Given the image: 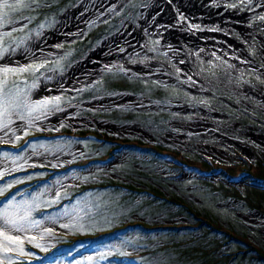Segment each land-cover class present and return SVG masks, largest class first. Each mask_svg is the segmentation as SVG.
Here are the masks:
<instances>
[{"label": "rangeland", "instance_id": "rangeland-1", "mask_svg": "<svg viewBox=\"0 0 264 264\" xmlns=\"http://www.w3.org/2000/svg\"><path fill=\"white\" fill-rule=\"evenodd\" d=\"M68 1L8 0L13 4L0 7V232H3L0 264L25 262L21 254L27 249L33 250L30 243L49 250L60 247L62 242L52 233H69L77 222L78 228L116 226L118 218L112 221V215L108 214L118 203L112 197L130 193L128 197H121L119 203L124 200L120 203L124 211H133L142 197H148L147 192L137 191L136 188H141L138 183L160 182L167 174L179 172L177 177L160 182L162 186L158 187L163 192H167L164 185H169V189L177 190L185 199L197 202L199 196L207 197V191L197 190L198 184L192 181L194 177L213 182L221 180L241 192L246 186L264 189V169L255 156L257 152L245 145L256 143L264 158V131L247 123L242 114L222 101L226 99L245 111L256 113L258 109L264 114V0H213V8L217 10L221 6L231 16L222 26L210 27L190 22L171 3L178 19L185 20L189 29L212 31L216 35L212 39H200L199 49L190 50L176 60L158 36L146 34L152 54H134L127 58L122 55L104 66L101 59L89 66L83 60L109 38L122 33L127 25L138 26L143 20V11L154 0H76L62 10ZM55 4L51 16L56 18L51 23L48 18L32 23L25 12L28 6ZM14 14L18 17L11 19ZM63 19L77 20L79 27L71 33L56 32ZM31 48L36 50L31 52ZM24 54L25 57L20 56ZM4 68L16 71L5 73ZM73 70L85 73L86 81L74 89L65 84L56 91L38 92L42 82L53 83L60 75L68 76ZM134 79L167 83L175 89L161 93L152 83L142 84ZM58 109L64 111L52 113ZM55 114L58 120L54 123L38 122L39 117L46 120ZM135 139L141 143L130 142ZM152 142L164 146L154 151L163 153L156 159L178 163L179 158L168 149H175L176 153L196 150L202 159L212 163L214 170L196 173L192 166L179 164L170 170L171 167L150 159L153 150L142 144ZM114 143L116 148L108 157ZM117 165L121 168H116ZM261 165L264 166V161ZM126 174L129 179L124 177ZM106 177L121 179L120 183L113 181L117 184L112 190L118 191L124 186L122 182H128L134 185V192L122 188L120 193L87 194L82 187ZM247 196L254 200L263 198L249 189ZM59 197L74 199L57 207ZM84 197L87 198L83 200ZM88 197L93 201L92 206ZM238 197L237 193L223 189L217 207L228 217L236 213L248 223H257L261 214L255 202L243 206ZM151 204L141 202L142 209L120 217L127 216L125 221H129L146 215L140 219L158 222L152 219L153 215L166 211L168 205L163 204L166 206L162 208ZM93 206L97 211L91 213ZM180 221L190 220L179 215L164 223ZM96 222L102 224L94 226ZM155 230L159 231L157 227H150L146 237L137 236L134 227L116 232L94 253L79 254L76 264H92L93 255L113 248L123 249L120 254L125 257L155 248L162 239H168L167 236L158 239ZM5 235L11 239L6 240ZM126 237L132 240L124 243ZM163 255L162 252L152 254L150 264H178L164 261ZM137 261L144 264L140 258ZM71 262L56 255L47 264ZM94 264L129 263L127 259L120 262L106 259Z\"/></svg>", "mask_w": 264, "mask_h": 264}, {"label": "trees", "instance_id": "trees-1", "mask_svg": "<svg viewBox=\"0 0 264 264\" xmlns=\"http://www.w3.org/2000/svg\"><path fill=\"white\" fill-rule=\"evenodd\" d=\"M75 1L76 0H69L68 3L63 6L62 10L72 5ZM9 4L11 3H8V5ZM0 5H2V3H0ZM56 6L57 4L50 7L28 6L25 12L31 17L32 23H38L39 21L47 18L49 20V23H51V21L56 18V16H51L53 12L52 10H54ZM15 15L16 14L12 15L11 19L18 17V15ZM134 81H138V83L142 84L152 83L161 93H165L166 91H168V89L171 88L175 89L173 85L162 84L154 80H143L145 83L142 82L141 79H134ZM262 83L264 84V82ZM145 91L149 90L146 89ZM222 101H224L225 106L231 108L237 113L242 114L247 119V123L251 124L253 127L264 130V114L261 113L258 109L256 110V113H254V110L245 111L239 105L233 106L226 99H222ZM152 118L156 119L158 117ZM162 123L165 124V122ZM192 136L193 135H189L190 138ZM130 142L137 144L141 143V141L138 139ZM142 145L147 146L148 150H153L150 151V159L153 158L154 161L162 163V165L166 168L171 167L170 170L177 167L178 164L192 166L196 173H208L214 170L212 167V163L202 159L199 156V153L196 152V150H182L176 153L175 149H168L171 154H174L177 158H179L177 161L178 163H168L163 159H156L157 155L161 156V154H163L162 152H158L157 154L154 152L158 151L160 146L162 148L164 146L159 145L156 142L144 143ZM245 145H248L254 153L257 152L255 153L257 160H259L260 162V167L264 169V166L261 165L262 161L264 160L261 157L257 144L254 142H247ZM115 148L116 143L111 146L109 153H107L108 157L111 153H113ZM255 162L256 160L253 161L251 165L255 164ZM116 168L120 169L121 165H117ZM180 168L181 167H178L177 169ZM220 174H222V172ZM178 175L179 172L173 173L172 176L170 174H167L166 178H162L160 182H162L163 179H173V177H177ZM229 175H231L232 177L233 173ZM124 177L129 179L127 174L124 175ZM115 180L117 181V183L121 182V179L119 178L106 177L101 182L87 183L82 187L84 190H86L87 194H91V192L95 193L98 191L104 192L105 195H107L108 193H120L122 188L127 189L129 192H134L132 188V186L134 185H132L131 183L128 184V182H122L124 183V186H120V190H112L111 188L115 187V184H117L113 182ZM192 181H196L195 184H198V191H207V197L204 198L202 196H199V202L193 199H185L179 194V192H177V190H174L172 188H170L172 189L170 190L169 185H164L167 192H163L160 187H158L160 185L162 186L160 182L156 181L155 183H150L148 181V183L146 184H141L139 182L138 184H140L141 188H136L137 191H139V193L147 192L148 197H142V200L138 202L137 205H135V208L133 207V211H124V205L120 204L124 200H121L119 203L121 197H128L130 193L125 192L121 195L116 194L112 197V199L118 201V203L116 204L117 207H112L111 210L108 211V214L112 215V221H115V219L118 218V223L116 226L107 224L106 226H99L98 228H94L93 225H88L89 227L84 226V228H78L80 223H74L72 226L75 227L73 229H70L72 231H70L69 233H52L54 237L59 238L58 241L62 242L60 244V247L54 246L53 249L49 250L44 248L43 246H35L34 244L30 243L29 247L33 250L27 249V251L21 254V256H23L22 261H25L21 264H41L43 262L44 264H47L56 255H60L62 257L64 256L67 261L72 260L71 263L67 264H76V257L79 254L83 252H88V254L94 253L93 251L99 249V245L105 243L108 237H112L116 234V232L123 231L129 227L136 228L138 233L137 236L142 237H146V235H148L146 231L150 227H157L159 231L157 232L155 230L154 235H158V239L165 236H167L168 239H162L161 244L155 248L141 250L137 253L130 254L128 257L120 254L124 251L123 249L115 250L113 248L109 252L99 251V253L93 255V260L95 261L92 262V264H94L96 261H105L106 259L116 260L117 262H120L123 259H127L129 264H139L137 261V259L139 258L142 260V262H144V264H150V257L155 252L164 253V261H176L178 262V264H264V189L246 186L245 190L243 188V192H241L237 188L235 189L227 186L221 180L213 182L207 179L199 180L198 178L194 177ZM166 182L170 181L167 180ZM95 183H98V185H94ZM223 189L237 193L240 196L238 198H240L244 203L243 206H248L251 201L255 202V207L261 214V216L257 220V223H248L236 213H234L232 217L224 215L222 212L223 210L217 207L218 205L216 204L217 202H219V197H221ZM248 189L259 193L263 198L254 200L252 197L247 196ZM149 196H151V198ZM86 198L87 197H84L83 200H85ZM88 198L89 202L91 197ZM211 198L213 199L211 200L212 202L210 201ZM71 199L74 198L69 197V199H65L59 197L57 207L65 206V203L69 202ZM141 202L152 203V207L154 205V207L164 208V206L166 205L162 206L163 204H167L168 207L166 208V211H162L153 215L152 219L156 218L154 220L158 222H148L140 219V217L146 215H140V217L138 216V218H131V220L129 221H125L128 219L125 218L127 216L120 217L125 214L127 215V213L128 216L131 213H135L137 208L142 209V207L140 208ZM90 203L92 206L93 201H90ZM171 209L174 210L171 211ZM41 210L43 209L39 208V211ZM90 210L91 213L96 212V206H93ZM144 214L148 215L146 211L144 212ZM179 215L190 221L164 223L165 220ZM101 224L102 222H96L94 223V226ZM257 234L259 235L257 236ZM130 240L132 239L128 240V237H126L123 242L126 243ZM167 250L169 251L170 255L168 254ZM33 251L35 253H33ZM109 253H111L110 257L105 258L108 257Z\"/></svg>", "mask_w": 264, "mask_h": 264}, {"label": "bare ground", "instance_id": "bare-ground-1", "mask_svg": "<svg viewBox=\"0 0 264 264\" xmlns=\"http://www.w3.org/2000/svg\"><path fill=\"white\" fill-rule=\"evenodd\" d=\"M212 1L213 0H170V2H168V0H154L150 8L143 11L144 17L138 26L135 27V25L131 24L127 25L126 28L122 30V33L119 32L116 36L113 35L114 37L109 38L108 41H105L96 50L91 51V54L83 60V63L89 66L93 61H99L101 59L103 60L104 66L121 58L122 55L124 58H127L134 54H152L147 44L146 34L158 36L160 40H162L163 45L171 50L172 56L176 60H180L182 55L199 47L201 44L200 39H212L216 33L213 34L212 31L189 29V24L185 20L178 19L171 3L175 5L180 13L186 14L188 20L192 23H199L201 25L206 24L209 25V27L210 25L222 26L221 23L225 22V20L231 16V12H223V7L221 6L216 10L211 6ZM76 21H66L63 19L56 32L60 33L61 31H66L71 33L79 27H77ZM127 29L129 31H127ZM34 50L36 49L31 48V52ZM177 50H183L184 52H178ZM20 56L25 57V54ZM153 61L155 62V60ZM98 64L99 62L96 63L95 66L98 67ZM60 76V79L53 83L42 82L41 89L38 92L45 93L56 91L60 86L65 84V86L70 87V89H74L77 84H82L86 81L85 73L79 74L76 70H73L68 76ZM108 100L111 101L112 98H108ZM63 111L64 109H58L52 113ZM37 119L40 124L48 125L54 123L56 119L58 120V117L57 114H55L46 120H42L40 117ZM17 122L18 121H16V123Z\"/></svg>", "mask_w": 264, "mask_h": 264}, {"label": "snow or ice", "instance_id": "snow-or-ice-1", "mask_svg": "<svg viewBox=\"0 0 264 264\" xmlns=\"http://www.w3.org/2000/svg\"><path fill=\"white\" fill-rule=\"evenodd\" d=\"M17 2H19V0H17ZM5 5L10 6V5H8V0H3V4L0 5V7H3V6H5ZM25 70H26V69H20V71H25ZM3 71H4L5 73H8V72H11V71H16V70H15V69L4 68ZM41 103H47V102H46V101H42ZM5 223H6V224H14L15 221H5ZM16 230L19 231L18 228H17ZM0 235H3V232H0ZM4 238H5L6 240H7V239H11V237H9V236H7V235H5Z\"/></svg>", "mask_w": 264, "mask_h": 264}, {"label": "crops", "instance_id": "crops-1", "mask_svg": "<svg viewBox=\"0 0 264 264\" xmlns=\"http://www.w3.org/2000/svg\"><path fill=\"white\" fill-rule=\"evenodd\" d=\"M163 84V83H162ZM167 84V83H166ZM131 141H133V140H131ZM153 143V142H152ZM256 156V155H255ZM262 158H263V156H261ZM263 160H264V158H263Z\"/></svg>", "mask_w": 264, "mask_h": 264}, {"label": "flooded vegetation", "instance_id": "flooded-vegetation-1", "mask_svg": "<svg viewBox=\"0 0 264 264\" xmlns=\"http://www.w3.org/2000/svg\"><path fill=\"white\" fill-rule=\"evenodd\" d=\"M264 131V130H263ZM219 173V172H218ZM234 176H232V178H233ZM252 184H256V183H252ZM257 185V184H256Z\"/></svg>", "mask_w": 264, "mask_h": 264}]
</instances>
